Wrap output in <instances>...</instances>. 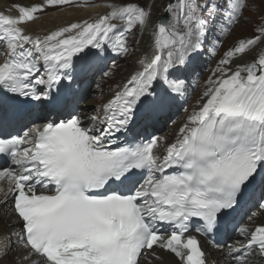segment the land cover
Here are the masks:
<instances>
[{
  "label": "snow or ice",
  "instance_id": "1",
  "mask_svg": "<svg viewBox=\"0 0 264 264\" xmlns=\"http://www.w3.org/2000/svg\"><path fill=\"white\" fill-rule=\"evenodd\" d=\"M73 3L0 12V264H144L162 259L157 248L179 264H212L198 236L229 227L239 246L215 245L227 247L228 264H264V224H230L257 190L264 210V15L224 53L164 147L166 137L134 127L187 98L196 56L217 29L222 42L250 0H169L156 20L154 0H121L43 37L26 30L46 8ZM137 33L149 41L139 53L129 40ZM109 51L136 55L137 67L86 115L74 73L95 72Z\"/></svg>",
  "mask_w": 264,
  "mask_h": 264
},
{
  "label": "bare ground",
  "instance_id": "2",
  "mask_svg": "<svg viewBox=\"0 0 264 264\" xmlns=\"http://www.w3.org/2000/svg\"><path fill=\"white\" fill-rule=\"evenodd\" d=\"M6 1H8L10 4H15L16 1L18 2V0H6ZM96 1L97 0H94L93 3H95ZM160 2L161 1L155 2L156 7H155V15L153 16L154 20H156L158 18L157 10H158V6H159ZM81 3H82V1L77 2V3H73L71 5H61V6H59V8L48 7L42 13H43V16L48 15V14L49 15L41 17V19L35 20L34 22L28 23L25 26L26 30L28 31V33L30 35H33V36L39 35V36L43 37L44 35L49 34L53 30H55V27L59 23H63V21H67V19L71 20L72 23H79L80 21H84V20L91 21V19H93L94 17H97L96 13H95L96 9L90 8L92 6H95V5H92L93 3L90 4L92 6H87V7L79 6ZM0 8H2V10L4 11L5 14L9 15V13L12 12V11H9L8 9H6L5 7L0 6ZM57 13H59V14H57ZM68 13L79 14L82 17H79V19H74L71 17L66 18ZM165 15H166V13L163 16H165ZM140 38H141V41L138 44L137 49H136L137 53L147 50V47L149 44V41H148L146 36L145 37L140 36ZM252 58L253 57L251 55H248L245 57V60L250 61ZM135 61H136V55L131 59L132 64H131V66H129L128 69H127V67H123L124 73L121 74V72H120V74H121L120 75L119 71H118L116 74L109 77V78H113L115 76V78L109 79V81L107 83H105V80L107 81L108 79L102 78V80L99 84L100 87L97 89V91L99 93H102L103 97H109L111 94H113V91L115 90L116 86L118 84L125 83L127 78L130 76V74L133 72V70L137 67V64L135 63ZM200 97H201V95L199 96V98ZM198 99L193 101V103L190 106L189 111H191V108L193 106H196ZM98 101L100 103V100H98ZM91 102H93V101H91ZM91 102H86L85 104H83L80 107V109L86 115L92 114L94 104H92ZM186 115L187 114L183 115L178 122L173 124V126H171V125L167 126L166 124H168V121L164 120V118H161L160 123L162 126L155 128V130L157 131L160 129L161 133H162L161 134L162 137H167L168 135H172L174 132H176V134H177L179 128L185 122ZM163 128H164V130H163ZM6 185L7 184L4 183L3 187L4 186L6 187ZM2 199H3V195L0 196V200H2ZM4 211H5V209L3 208V206H0V219H3ZM258 213H260V215H257L254 218L258 221H264V212H258ZM15 219H16V217L13 215L11 217V221H14ZM11 221H6V222H11ZM258 221H257V223H259ZM156 251L162 257V259L161 260H154V259H151V257H150V259L144 261V264H149V260L151 261V264H179V261L177 260V258L174 257L173 255H171L170 253L161 251L158 248L156 249ZM209 252L211 253L210 261L212 262V264H228L227 248L226 247L223 248V250H220V249L215 248V247H213V249L209 248Z\"/></svg>",
  "mask_w": 264,
  "mask_h": 264
},
{
  "label": "rangeland",
  "instance_id": "3",
  "mask_svg": "<svg viewBox=\"0 0 264 264\" xmlns=\"http://www.w3.org/2000/svg\"><path fill=\"white\" fill-rule=\"evenodd\" d=\"M94 0H89V3H93ZM100 1V2H99ZM156 1H161L159 6H158V10H157V15H158V18L162 16V14L164 15L165 13L162 11V8L163 6H165V4L167 2H169V0H154V3ZM34 2H38L40 4H42V2L44 3V0H18V2L16 1L15 4H23V5H31L32 3ZM109 2H116V3H120L121 0H97L95 3H93L92 5H99V6H92L90 8H95L96 9V16L98 15H103L105 13H107L109 11V9L107 7H104V5L106 3H109ZM9 2L6 1V0H0V6L1 7H5L7 9V6L9 7V9L12 8V4H8ZM98 3V4H97ZM100 3V4H99ZM256 3H258L260 5V11H256L252 5H251V0H250V3H249V8H247L244 12V18L241 19L240 23L238 25H236L232 31L229 33L228 35V39H225L223 42H224V45H223V53L221 55V58L223 57L224 53L227 51V49L231 48L236 42L238 39L240 38H243V37H250V36H253L255 35V32H254V29L256 28V26L258 24L261 23V16L264 15V3H260V0H256ZM59 14V13H57ZM49 15V14H48ZM48 15H44V16H48ZM42 15V17H44ZM74 18V19H79V17H82L81 15L79 14H72V13H68L66 18ZM57 18V17H56ZM65 18V19H66ZM41 19V17L39 18ZM83 21H80L79 23H81ZM72 24L71 20L67 19V21H63V23H59L56 27H55V30L61 28V27H65V26H68ZM53 30V31H55ZM130 40V43L133 45V47L135 49H137V46L138 44H136V41L137 40H140L141 41V38H140V35L137 33L133 36H130L129 38ZM208 48V47H206ZM137 51V50H136ZM135 55H129L125 58H122L118 63H115L113 64V66L110 68V71L111 72V75H108L105 77V79H108L107 81L105 80V83H107L109 81V79H113L115 78V76L113 78H109L111 76H113L114 74H116L118 71H119V74L121 72L124 73V68L123 67H127V69L129 68V66H131V59L134 57ZM201 56L202 57H209L206 55V52L203 51L201 53ZM120 74V75H121ZM212 75V73L208 74V77L205 79L204 78V81L202 82L196 96H195V99H198L199 96L201 95L202 91H203V87L205 85V82L207 81V79ZM123 79V78H122ZM109 85V84H108ZM96 92L98 94H95L94 96L90 97L86 102H91L92 104H94L93 107H96L99 105V101L98 100H101V98H103V95L102 93H99L96 89ZM104 99L101 100V102H103ZM85 102V103H86ZM100 102V103H101ZM172 124V123H171ZM168 125V124H166ZM172 137L175 136V134L173 133L171 135Z\"/></svg>",
  "mask_w": 264,
  "mask_h": 264
}]
</instances>
